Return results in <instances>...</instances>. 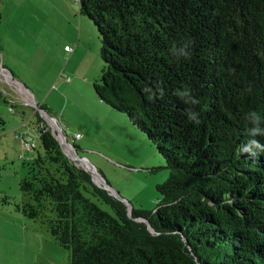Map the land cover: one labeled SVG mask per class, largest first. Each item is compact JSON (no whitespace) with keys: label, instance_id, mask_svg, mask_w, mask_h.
Returning <instances> with one entry per match:
<instances>
[{"label":"trees","instance_id":"obj_1","mask_svg":"<svg viewBox=\"0 0 264 264\" xmlns=\"http://www.w3.org/2000/svg\"><path fill=\"white\" fill-rule=\"evenodd\" d=\"M78 4L100 41L97 98L165 160L160 200L130 217L36 112L42 152L24 162L20 199L1 204L38 221L68 264H264V152L246 147L252 125L244 119L255 111L264 128V0ZM133 219H147L153 232Z\"/></svg>","mask_w":264,"mask_h":264},{"label":"rangeland","instance_id":"obj_2","mask_svg":"<svg viewBox=\"0 0 264 264\" xmlns=\"http://www.w3.org/2000/svg\"><path fill=\"white\" fill-rule=\"evenodd\" d=\"M78 10V0H0L1 67H4L7 73H12L15 79L23 83L31 91L30 87L21 79V76L28 80L31 75L28 78L26 77L27 69H36L37 61L39 60H43V64L48 66L56 57L55 52H53V55L43 57L46 45H48V49L53 51L52 42L54 41V36L52 32L46 30L41 37L38 36V33L43 31V29H72L76 28L79 23L82 26L88 25V27L93 29L96 42L98 43L97 55H99L100 41L97 29L86 16L80 15ZM23 32L28 39L23 36ZM43 39H45V43H43ZM57 48L58 44H55L54 49L57 50ZM98 59L100 60L99 70L101 72L102 62L100 56H98ZM38 69L41 70L42 68L38 67ZM0 79H3L1 74ZM7 82L0 81V92L9 102L5 104L0 98V116H2L0 119L4 122L2 126L0 125V130L4 126L11 127L15 124H20L22 129L27 132V136L34 140L35 149L30 154L36 156L37 151L42 152L38 133L35 129L36 111L32 108V105H28L23 100H26L27 96L31 102L33 101L25 94L20 83L12 80ZM35 82L41 86L42 90L49 88L50 96L54 92H61L59 89L60 84L57 80H48L41 83L35 80ZM65 85L67 86L62 88L64 95L73 96L76 90L79 89L68 84ZM90 89L97 98L92 84ZM104 105L109 107L106 104ZM61 111L62 107H52V113H50L53 117L54 115L56 116L54 118L58 120V125H60V122L57 116H59L58 114ZM113 111L117 113V117L114 120L125 127V130L119 133L118 138H115V140L111 139L106 143H101L102 141L98 139H90V129L86 127V140L90 142L87 148L88 153L76 147L78 154L87 158L89 163L96 168L107 183L106 186L101 182L102 188L106 189L110 195L114 196L113 191L118 192L133 208L151 212L156 208L160 200L156 186L164 182L169 174L168 169L165 168V160L158 152L157 146L149 142L143 133L130 125L124 113ZM65 113L68 114L67 111ZM68 116L73 127L68 129V132H73L78 126L84 128V123L88 126L91 125L86 119L82 118L81 121H78L73 115L68 114ZM120 119L127 123L128 129ZM13 121L17 122L14 123ZM51 126L57 127V124L55 123L54 126ZM67 141H71L68 136ZM11 146L12 142L8 138L4 137L0 141V201L4 196H8L11 202L12 200H17L13 199L12 195H20L18 183L21 176H23L21 172L25 171L26 173L25 160L19 157L20 154H17V160L14 163L10 159L6 160V153L8 156L13 154ZM73 146L77 145L73 144ZM99 149H105L106 153H100ZM95 152L105 155L108 162L95 161ZM1 190H4L5 193H1ZM96 202L104 210L111 211L108 205ZM6 207L8 206L4 205L2 209ZM44 230L46 229L44 228ZM62 251L67 255L66 250L63 249Z\"/></svg>","mask_w":264,"mask_h":264},{"label":"crops","instance_id":"obj_3","mask_svg":"<svg viewBox=\"0 0 264 264\" xmlns=\"http://www.w3.org/2000/svg\"><path fill=\"white\" fill-rule=\"evenodd\" d=\"M46 30H50L54 36L53 51L48 49V45H46L43 57L53 55V52H55L54 61L48 66L43 64V60L37 61L36 69H27L26 77L28 78L30 75L31 77L27 80L21 76V79L30 87L31 93L38 103H42L51 109L52 107H62V111L57 116L59 117V126L69 136L70 140L73 134L80 133L81 137L76 139L74 144L77 145L78 149L88 153L87 148L90 142L86 140V127L90 129V139H98L102 141L101 143H106L111 139L115 140V138H118L119 133L125 130V127L114 120L117 113L97 99L90 89L93 80L100 73V60L98 59L99 55H97L98 43L95 39V33L88 25L82 26L79 23L76 28L72 29H43L38 33V36L44 35ZM23 36L27 38L25 33ZM43 43H45V39H43ZM55 44H58L57 50L54 49ZM66 45H71L73 51L65 50ZM38 67L42 69L39 70ZM66 77H69L70 80L68 81ZM35 80L40 81V83L57 80L61 92H54L50 96L49 88L42 90ZM65 84L79 89L76 90L73 96L64 95L62 88L67 86ZM27 95L33 101L28 91ZM65 111L73 115L78 121H81L82 118L88 120L91 125L88 126L84 123V128L78 126L73 132H68V129L73 127ZM54 117L56 116L54 115ZM120 120L128 129L127 123L122 119ZM0 121L2 126L4 122L1 119ZM56 121L58 122V120ZM13 122L16 123L17 121ZM27 135L20 124L2 127L0 141L5 137L12 142L13 154L8 156L6 153V160L10 159L13 163L16 162L17 154H20L19 157L25 161L34 157L30 154L34 149L27 150L23 142ZM98 151L106 153L105 149H99ZM95 153L94 155L97 156V158L94 156L95 161L108 162L105 155ZM21 173V175H25V171ZM1 193H5L4 190H1ZM19 196L14 194L12 198L18 201ZM4 205L0 202V264H68V253L66 255L62 251L63 248L61 250V247L55 243L38 221L27 220L20 212L14 210L10 204H6L8 207L2 209Z\"/></svg>","mask_w":264,"mask_h":264},{"label":"water","instance_id":"obj_4","mask_svg":"<svg viewBox=\"0 0 264 264\" xmlns=\"http://www.w3.org/2000/svg\"><path fill=\"white\" fill-rule=\"evenodd\" d=\"M2 68L5 70L4 67H2ZM8 74L10 75V77L12 78V80H14V81L20 83L21 86L23 87V89L26 90V91H28L29 94H31L32 99H33V102H34V103L32 104V108H34V109L37 111V113L39 114V116L45 121V123L48 125V127H49V121H48L47 118L52 119V120L55 121L56 124H57V121H56V119H55L53 116H51V115L48 114L45 110H43L42 108H40V107L38 106L37 102L35 101V99H34V97H33V94L31 93V91H30V90H29V89H28L23 83H21V82H19L17 79H15V78L13 77V74H12V73L8 72ZM17 93H18V92H17ZM18 95L20 96L19 93H18ZM20 98H21V96H20ZM50 132H51V134L53 135L54 139H55V140L59 143V145L61 146V149H62L63 153H64V154H65L70 160L74 161L78 166L82 167L85 171H87V172L91 175V177H92V181H93L97 186H99V187L102 188V184L96 182V180L94 179V174L92 173V171H91L89 168H87L85 165H83V164L81 163L82 160L87 161L88 164H89L90 166H92V167L95 169V173H97V175L101 178L102 183H104V185L107 186L106 181H104V179L101 177V175H100L99 172L96 170V168H95L91 163H89L88 159L85 158V157H81V156H79L77 148L74 147V146H71V145H70V143L67 141V136L65 135V132H64V131L58 126V124H57V127H55L54 131L50 130ZM56 136H59L60 139H58ZM64 146H68L69 148L72 149V152H73V153L77 156V158H78L77 161H76L75 159H72V158L69 157V155L66 153V151H65L64 148H63ZM80 160H81V161H80ZM113 192H114V197H116L117 199H119L121 202H123V203L126 205L127 213H128V215L131 217V210H132L133 206H132L131 204H129L127 201H125V200L119 195L118 192H115V191H113ZM133 220H134V221H142V222H145V223L148 225L149 229L153 232L152 227H151V225H150V223H149V221H148L147 219H133Z\"/></svg>","mask_w":264,"mask_h":264},{"label":"clouds","instance_id":"obj_5","mask_svg":"<svg viewBox=\"0 0 264 264\" xmlns=\"http://www.w3.org/2000/svg\"><path fill=\"white\" fill-rule=\"evenodd\" d=\"M194 116V114L190 113L189 114V119H192ZM244 119L246 121H248L252 127H250L248 129V135L250 137H252L249 141H248V145L247 146H251V148L255 151H260V152H264V145L260 144L259 141H257L254 137H256L257 135H261L264 136V128H261V122H262V118L260 117V115L255 112V111H251L248 113L244 114ZM58 124V123H57ZM59 126V125H58ZM48 127V125H47ZM60 127V126H59ZM61 128V127H60ZM48 129L50 130V128L48 127ZM66 134V133H65ZM67 135V134H66ZM68 136V135H67ZM69 137V136H68ZM74 144V143H73ZM73 146V145H72Z\"/></svg>","mask_w":264,"mask_h":264},{"label":"bare ground","instance_id":"obj_6","mask_svg":"<svg viewBox=\"0 0 264 264\" xmlns=\"http://www.w3.org/2000/svg\"><path fill=\"white\" fill-rule=\"evenodd\" d=\"M0 74H1V76H3V79L1 80L0 79V81H10V80H12V78L10 77V75L1 67V65H0ZM7 79V80H6ZM13 82H14V80H12ZM7 83H9V82H7ZM11 86V85H10ZM20 87V86H19ZM23 89V88H22ZM24 90V89H23ZM24 92H25V94H27V91L26 90H24ZM22 99V98H21ZM23 101H25L28 105H32L33 104V102H31L27 97H26V100H23ZM48 119V121H49V126L51 127V128H53V129H55V126H54V124L56 123L55 121H53L52 119H50V118H47ZM52 121V122H51ZM51 125H53L54 127H52ZM58 137V139H60V137L59 136H57ZM65 151H66V153L69 155V157L70 158H72V159H75L76 161H77V158H76V155L72 152V149L71 148H67V149H65ZM81 161V160H80ZM81 163L83 164V165H85L87 168H89L91 171H92V173L95 175V177H96V181L97 182H100L101 183V179H100V177L97 175V173H95V169L92 167V166H90L89 164H88V162L87 161H85V160H82L81 161Z\"/></svg>","mask_w":264,"mask_h":264},{"label":"built area","instance_id":"obj_7","mask_svg":"<svg viewBox=\"0 0 264 264\" xmlns=\"http://www.w3.org/2000/svg\"><path fill=\"white\" fill-rule=\"evenodd\" d=\"M64 48H65V50H67L69 52H72L73 51V48L71 46H69V45H66ZM66 78H67L68 81L70 80L69 77H66ZM80 137H81V134L80 133L73 134L71 136V141L69 142L70 145L72 146L73 143H74V141L76 139H79ZM23 142H24V145H25V147H26L27 150H33L35 148L34 140L31 137H28L27 136V138ZM63 148L65 150V149H67L69 147L68 146H64Z\"/></svg>","mask_w":264,"mask_h":264},{"label":"flooded vegetation","instance_id":"obj_8","mask_svg":"<svg viewBox=\"0 0 264 264\" xmlns=\"http://www.w3.org/2000/svg\"><path fill=\"white\" fill-rule=\"evenodd\" d=\"M36 111V110H35ZM37 112V111H36Z\"/></svg>","mask_w":264,"mask_h":264}]
</instances>
